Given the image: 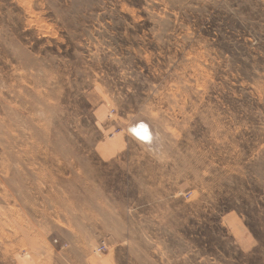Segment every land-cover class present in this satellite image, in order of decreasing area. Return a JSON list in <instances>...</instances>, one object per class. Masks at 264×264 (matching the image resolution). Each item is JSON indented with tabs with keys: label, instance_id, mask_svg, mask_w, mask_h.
Wrapping results in <instances>:
<instances>
[{
	"label": "rangeland",
	"instance_id": "1",
	"mask_svg": "<svg viewBox=\"0 0 264 264\" xmlns=\"http://www.w3.org/2000/svg\"><path fill=\"white\" fill-rule=\"evenodd\" d=\"M0 264H264V0H0Z\"/></svg>",
	"mask_w": 264,
	"mask_h": 264
},
{
	"label": "bare ground",
	"instance_id": "2",
	"mask_svg": "<svg viewBox=\"0 0 264 264\" xmlns=\"http://www.w3.org/2000/svg\"><path fill=\"white\" fill-rule=\"evenodd\" d=\"M134 129V128H133ZM135 130H141V136H143V133L144 132H146L147 133V135H148V137H150V132L149 131H147V127H146V125L144 124V125H139L138 126V128L137 129H135ZM143 138V137H142Z\"/></svg>",
	"mask_w": 264,
	"mask_h": 264
},
{
	"label": "clouds",
	"instance_id": "3",
	"mask_svg": "<svg viewBox=\"0 0 264 264\" xmlns=\"http://www.w3.org/2000/svg\"><path fill=\"white\" fill-rule=\"evenodd\" d=\"M133 131H136L138 135L141 134V130H135V129H134ZM143 138H144L145 140L149 139V137H148V135H147L146 132L143 133Z\"/></svg>",
	"mask_w": 264,
	"mask_h": 264
}]
</instances>
